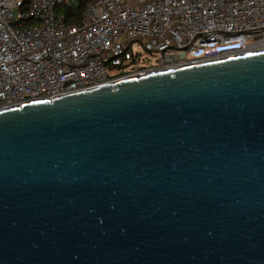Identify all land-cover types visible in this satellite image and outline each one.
<instances>
[{
    "label": "water",
    "instance_id": "1",
    "mask_svg": "<svg viewBox=\"0 0 264 264\" xmlns=\"http://www.w3.org/2000/svg\"><path fill=\"white\" fill-rule=\"evenodd\" d=\"M0 264H264V50L0 110Z\"/></svg>",
    "mask_w": 264,
    "mask_h": 264
},
{
    "label": "built area",
    "instance_id": "2",
    "mask_svg": "<svg viewBox=\"0 0 264 264\" xmlns=\"http://www.w3.org/2000/svg\"><path fill=\"white\" fill-rule=\"evenodd\" d=\"M68 1L0 0V110L264 50V0H92L75 24Z\"/></svg>",
    "mask_w": 264,
    "mask_h": 264
},
{
    "label": "trees",
    "instance_id": "3",
    "mask_svg": "<svg viewBox=\"0 0 264 264\" xmlns=\"http://www.w3.org/2000/svg\"><path fill=\"white\" fill-rule=\"evenodd\" d=\"M31 0H25L29 4ZM92 0H69L65 3V20L67 24L80 23L83 20L86 5Z\"/></svg>",
    "mask_w": 264,
    "mask_h": 264
},
{
    "label": "rangeland",
    "instance_id": "4",
    "mask_svg": "<svg viewBox=\"0 0 264 264\" xmlns=\"http://www.w3.org/2000/svg\"><path fill=\"white\" fill-rule=\"evenodd\" d=\"M65 10H66V7H65ZM65 10H64V7H63V9L60 10V13H62V11L65 12ZM133 51L135 53H139L141 55L142 60H143V64H147V63L154 64V62L156 61L157 57L159 56L157 53L156 54H150V53L144 51V49L141 46H139V45H135L133 47Z\"/></svg>",
    "mask_w": 264,
    "mask_h": 264
}]
</instances>
